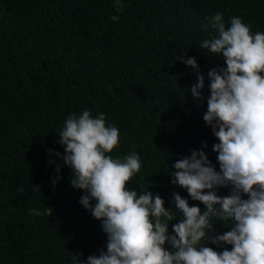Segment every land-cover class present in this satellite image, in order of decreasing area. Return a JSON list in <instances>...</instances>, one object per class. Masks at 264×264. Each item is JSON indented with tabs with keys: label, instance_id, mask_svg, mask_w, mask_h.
Returning <instances> with one entry per match:
<instances>
[{
	"label": "trees",
	"instance_id": "1",
	"mask_svg": "<svg viewBox=\"0 0 264 264\" xmlns=\"http://www.w3.org/2000/svg\"><path fill=\"white\" fill-rule=\"evenodd\" d=\"M217 12L226 26L236 16L264 32V0H122L120 11L116 0H0V264H78L79 253L86 264L106 250L101 221L79 202L84 190L71 185L72 169L62 167L58 184L51 182L49 160L63 161L48 149L65 153L58 133L85 110L119 129L120 147L110 155L140 156L128 187L161 196L178 217L170 234L182 215L174 194L206 211L172 184L171 166L203 149L220 170L219 141L203 116L208 72L226 65L200 46L218 35L208 19ZM181 56L196 58L205 77L199 99L191 91L197 73ZM46 207L51 216L30 212ZM214 223L218 234L230 230Z\"/></svg>",
	"mask_w": 264,
	"mask_h": 264
},
{
	"label": "clouds",
	"instance_id": "2",
	"mask_svg": "<svg viewBox=\"0 0 264 264\" xmlns=\"http://www.w3.org/2000/svg\"><path fill=\"white\" fill-rule=\"evenodd\" d=\"M116 5L120 11L122 0ZM208 19L218 35L200 46L222 55L226 65L208 72L210 95L203 116L219 141L213 151L220 170L203 149L171 166L172 184L184 188L206 211L174 194L182 215L170 234L169 222L178 217L159 194L128 187L141 172L140 156L135 151L122 158L110 155L120 147V132L106 123L103 113L69 115L58 133L65 153L48 149L63 161L49 160L56 165L53 186L61 179L62 167H70L71 185L84 190L79 202L101 221L107 235L106 250L88 256L86 264H264V32L253 33L236 16L226 26L220 12ZM179 60L196 71L198 84L191 91L199 99L205 77L197 59ZM218 187H230L229 194L217 195ZM52 209L30 212L51 216ZM215 221L230 230L216 233ZM209 243L231 249L217 251L206 246ZM81 256H74L78 264H83Z\"/></svg>",
	"mask_w": 264,
	"mask_h": 264
}]
</instances>
